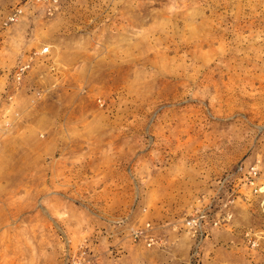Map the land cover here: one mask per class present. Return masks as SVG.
Instances as JSON below:
<instances>
[{
  "label": "rangeland",
  "instance_id": "374dc122",
  "mask_svg": "<svg viewBox=\"0 0 264 264\" xmlns=\"http://www.w3.org/2000/svg\"><path fill=\"white\" fill-rule=\"evenodd\" d=\"M0 142V264H264V0H0Z\"/></svg>",
  "mask_w": 264,
  "mask_h": 264
},
{
  "label": "built area",
  "instance_id": "2783aa9c",
  "mask_svg": "<svg viewBox=\"0 0 264 264\" xmlns=\"http://www.w3.org/2000/svg\"><path fill=\"white\" fill-rule=\"evenodd\" d=\"M21 1L45 4L49 6V9H51L53 5L57 2V0H21ZM20 13H22V10L19 8L15 11L14 14L10 16L11 21L14 22ZM46 54H49L48 48L32 53L28 57V59L18 64L14 72L16 89L19 87L22 78L30 70L35 58L39 56H44ZM0 147H1V142H0ZM258 176H259L258 165L250 167L249 171H247V173L245 174L246 185H248V187H250L252 191H254L255 193H258L260 188L259 183L257 182ZM211 209H212L211 204H208L205 208H200L199 210H195V213L192 214L189 220V225L192 230V233L194 234V237L198 238L201 233H205V224L207 217L210 216ZM130 235L134 243L145 244L148 248L158 243V238L153 232L151 223H146L145 225L140 227H133L130 231Z\"/></svg>",
  "mask_w": 264,
  "mask_h": 264
}]
</instances>
